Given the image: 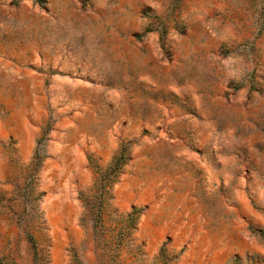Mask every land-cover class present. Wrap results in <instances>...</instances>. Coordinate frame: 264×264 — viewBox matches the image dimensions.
Returning <instances> with one entry per match:
<instances>
[{
	"label": "rangeland",
	"instance_id": "obj_1",
	"mask_svg": "<svg viewBox=\"0 0 264 264\" xmlns=\"http://www.w3.org/2000/svg\"><path fill=\"white\" fill-rule=\"evenodd\" d=\"M0 264H264V0H0Z\"/></svg>",
	"mask_w": 264,
	"mask_h": 264
}]
</instances>
